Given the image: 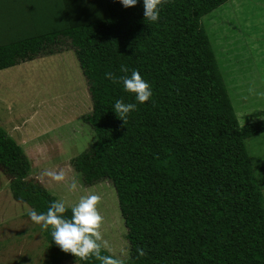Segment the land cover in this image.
<instances>
[{"label": "trees", "instance_id": "trees-1", "mask_svg": "<svg viewBox=\"0 0 264 264\" xmlns=\"http://www.w3.org/2000/svg\"><path fill=\"white\" fill-rule=\"evenodd\" d=\"M230 1L166 0L151 23L142 0L132 8L119 0H0V72L66 45L77 55L92 101L83 122L95 141L72 165L85 186L114 188L127 229L125 264H264V194L246 148L264 134V119L240 125L203 24ZM122 65L153 93L126 123L113 104L134 103V95L104 78L125 75ZM0 170L16 203L46 212L57 200L1 126ZM40 231L43 264H100L62 252Z\"/></svg>", "mask_w": 264, "mask_h": 264}, {"label": "rangeland", "instance_id": "rangeland-1", "mask_svg": "<svg viewBox=\"0 0 264 264\" xmlns=\"http://www.w3.org/2000/svg\"><path fill=\"white\" fill-rule=\"evenodd\" d=\"M203 24L240 125L264 119L256 118L264 112V0H231L207 15ZM66 46L60 54L0 72V126L24 150L32 177L67 207L81 195L101 196L98 207L107 252L125 260L127 229L114 188L110 182L85 186L72 165L92 146L95 135L82 119L92 109L88 85L76 53ZM246 148L264 194V134L248 139ZM45 169L63 170L65 181H52L43 175ZM73 180L78 187L70 191L67 186ZM29 209L14 201L0 170V264H43L48 250L39 225L28 217Z\"/></svg>", "mask_w": 264, "mask_h": 264}, {"label": "clouds", "instance_id": "clouds-1", "mask_svg": "<svg viewBox=\"0 0 264 264\" xmlns=\"http://www.w3.org/2000/svg\"><path fill=\"white\" fill-rule=\"evenodd\" d=\"M139 2L141 0H119V3L125 8L135 7ZM165 2L166 0H142L145 20L157 23ZM120 71L125 73V75L117 77L113 72H105L104 78L113 83H121L124 92L134 95V103L117 99L113 104L112 111L120 120L126 123L128 115L137 109L138 104L149 101L153 93L150 83L143 79L137 70L132 69L130 75H127L129 69L122 65ZM16 129L23 130L22 127H16ZM43 175L55 182L65 181L63 170L57 172L45 169ZM67 187L70 191H75L78 187V182L73 180ZM100 201L101 196L96 193L81 195L78 202L70 207V218H66L65 213L68 208L65 200H55L50 202L46 212H37L35 209H29L28 217L34 224L39 225L42 230H48L52 242L64 253H70L79 260L94 258L100 264H125V261L120 257L112 254H102V249L110 251V246L103 239L101 232L103 216L100 214L98 207ZM137 252L141 257L145 255L139 248H137Z\"/></svg>", "mask_w": 264, "mask_h": 264}]
</instances>
